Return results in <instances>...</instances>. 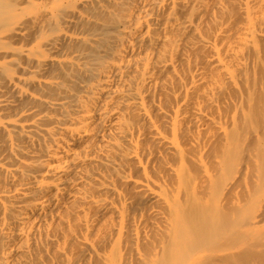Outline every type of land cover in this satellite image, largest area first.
Here are the masks:
<instances>
[{
	"label": "bare ground",
	"instance_id": "bare-ground-1",
	"mask_svg": "<svg viewBox=\"0 0 264 264\" xmlns=\"http://www.w3.org/2000/svg\"><path fill=\"white\" fill-rule=\"evenodd\" d=\"M0 264H264V0H0Z\"/></svg>",
	"mask_w": 264,
	"mask_h": 264
}]
</instances>
